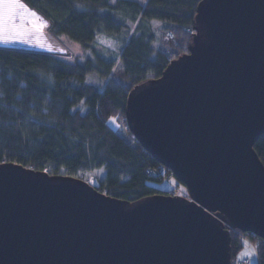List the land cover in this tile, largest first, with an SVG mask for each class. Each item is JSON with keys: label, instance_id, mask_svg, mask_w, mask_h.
<instances>
[{"label": "water", "instance_id": "water-1", "mask_svg": "<svg viewBox=\"0 0 264 264\" xmlns=\"http://www.w3.org/2000/svg\"><path fill=\"white\" fill-rule=\"evenodd\" d=\"M188 52L128 95L126 123L190 194L130 202L0 162V264H233L264 239V0H202Z\"/></svg>", "mask_w": 264, "mask_h": 264}, {"label": "trees", "instance_id": "trees-1", "mask_svg": "<svg viewBox=\"0 0 264 264\" xmlns=\"http://www.w3.org/2000/svg\"><path fill=\"white\" fill-rule=\"evenodd\" d=\"M201 1L21 0L47 22L52 37L79 44L93 58L69 63L54 52L0 46V162L76 178L103 172L92 186L130 202L172 195L157 185L164 176L172 181V171L128 129L127 100L135 86L161 77L188 52ZM102 36L115 50L99 43ZM113 116L127 126L128 139L107 125ZM254 149L264 163V135ZM241 234L231 232L233 263L244 246ZM249 236L257 264H264V239Z\"/></svg>", "mask_w": 264, "mask_h": 264}, {"label": "rangeland", "instance_id": "rangeland-1", "mask_svg": "<svg viewBox=\"0 0 264 264\" xmlns=\"http://www.w3.org/2000/svg\"><path fill=\"white\" fill-rule=\"evenodd\" d=\"M2 2V0H0ZM19 3L23 7L16 8L10 11L9 16L5 19L3 9L0 15V46L19 47L35 50L49 51L59 54L69 63H74L76 60H84L85 58H93L91 51L85 50L79 44L73 43L65 37L54 38L48 31L47 22L29 10L21 0ZM161 30L162 24H155ZM163 34V30L160 31ZM7 40V42H5ZM99 43L104 45L109 50H115L114 42L107 37H100ZM107 125L113 129L121 137L128 139L129 131L120 117L113 116L107 120ZM91 175V177H89ZM93 175V176H92ZM103 175V172H90L82 175L80 178L88 181L91 185H98L97 177ZM176 178L172 181L167 180L158 183L157 185L164 190H170L172 186H178ZM182 191L187 194V189L184 186H179ZM243 240V248L238 251L237 259L245 257L251 260V264H257V251L248 241ZM257 247V246H256Z\"/></svg>", "mask_w": 264, "mask_h": 264}, {"label": "built area", "instance_id": "built-area-1", "mask_svg": "<svg viewBox=\"0 0 264 264\" xmlns=\"http://www.w3.org/2000/svg\"><path fill=\"white\" fill-rule=\"evenodd\" d=\"M155 175H158V174H160V172L159 171H157V170H155V169H153V171H152ZM164 176V175H163ZM164 179H166V180H169V177L168 176H164ZM171 193L173 194V195H176V196H183V197H185V198H188V199H190V195L187 193H185L184 191H182L181 189H180V187H177V186H172V188H171ZM242 236H243V238L246 240V241H248V242H250L255 248H256V243L254 242V241H252V239H251V237L249 236V234H242ZM251 263V261H250V259L249 258H243V259H241V260H237L234 264H250Z\"/></svg>", "mask_w": 264, "mask_h": 264}, {"label": "snow or ice", "instance_id": "snow-or-ice-1", "mask_svg": "<svg viewBox=\"0 0 264 264\" xmlns=\"http://www.w3.org/2000/svg\"><path fill=\"white\" fill-rule=\"evenodd\" d=\"M20 7H23V5L19 3V0H2V2H0V9H3L5 19L8 18L11 10ZM5 42H7V40Z\"/></svg>", "mask_w": 264, "mask_h": 264}, {"label": "crops", "instance_id": "crops-1", "mask_svg": "<svg viewBox=\"0 0 264 264\" xmlns=\"http://www.w3.org/2000/svg\"><path fill=\"white\" fill-rule=\"evenodd\" d=\"M23 4V3H22ZM0 15H1V9H0ZM27 49V48H26Z\"/></svg>", "mask_w": 264, "mask_h": 264}]
</instances>
